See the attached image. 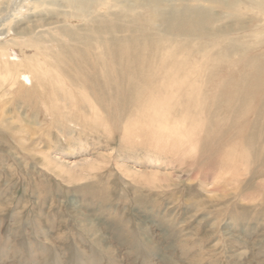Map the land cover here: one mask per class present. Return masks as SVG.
Listing matches in <instances>:
<instances>
[{
	"label": "rangeland",
	"instance_id": "obj_1",
	"mask_svg": "<svg viewBox=\"0 0 264 264\" xmlns=\"http://www.w3.org/2000/svg\"><path fill=\"white\" fill-rule=\"evenodd\" d=\"M0 264H264V0H0Z\"/></svg>",
	"mask_w": 264,
	"mask_h": 264
},
{
	"label": "bare ground",
	"instance_id": "obj_2",
	"mask_svg": "<svg viewBox=\"0 0 264 264\" xmlns=\"http://www.w3.org/2000/svg\"><path fill=\"white\" fill-rule=\"evenodd\" d=\"M118 57H119V56H118ZM116 58H117V55H116ZM126 59H127V58H126ZM134 60H135V59H134ZM109 62H110V61H109ZM111 63H112V62H111ZM109 66H112V65H109ZM109 66H108V68H109ZM113 66H114V65H113ZM148 66H149V65H148ZM113 68H115V67H113ZM117 68H118V66H117ZM119 68H120V67H119ZM110 69H111V68H110ZM120 69H121V68H120ZM138 69H139V68H138ZM140 69H141V68H140ZM142 69H143V68H142ZM111 70H112V69H111ZM122 70H123V69H122ZM125 70H126V69H125ZM106 71H107V70H106ZM112 71H113V70H112ZM112 71H111V72H112ZM123 71H124V70H123ZM132 72H133V71H132ZM142 72H143V71H142ZM108 73H109V72H108ZM113 73H114V71H113ZM138 73H139V72H138ZM127 74H128V73H127ZM129 74H131V71H130ZM129 74H128V75H129ZM139 74H140V73H139ZM107 75H108V74H107ZM109 75H110V74H109ZM109 75H108V76H109ZM112 75H113V74H112ZM115 75H116V72H115ZM130 76H131V75H130ZM133 76H134V75H133ZM143 77H144V76H143ZM109 78H110V77H109ZM117 78H118V77H117ZM114 80H115V79H114ZM117 80H118V79H117ZM133 80H134V79H133ZM84 82H85V80H84ZM87 82H89V81H87ZM90 82H91V81H90ZM90 82H89V83H90ZM93 83H94V82H93ZM93 83H92V84H93ZM116 83H117V81L115 82V84H116ZM112 84H113V83H112ZM112 84H111V85H112ZM116 88H117V87H116ZM116 88H115V89H116ZM113 91H114V90H113ZM121 92H122V91H121ZM121 92H119V93H121ZM113 93H114V92H113ZM114 94H115V93H114ZM117 99H118V97H117ZM143 200H144V199H143ZM141 201H142V200H141ZM144 203H145V202H144ZM140 204H141V203H140ZM141 207H142V206H141ZM92 226H93V225H92ZM102 240H103V239H102ZM150 244H151V243H150Z\"/></svg>",
	"mask_w": 264,
	"mask_h": 264
}]
</instances>
